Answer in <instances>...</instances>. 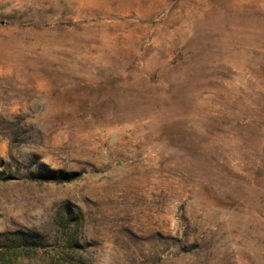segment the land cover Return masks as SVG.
Returning a JSON list of instances; mask_svg holds the SVG:
<instances>
[{"label":"rangeland","instance_id":"rangeland-1","mask_svg":"<svg viewBox=\"0 0 264 264\" xmlns=\"http://www.w3.org/2000/svg\"><path fill=\"white\" fill-rule=\"evenodd\" d=\"M34 155L81 175L0 179V264H264V0H0V160Z\"/></svg>","mask_w":264,"mask_h":264},{"label":"trees","instance_id":"trees-1","mask_svg":"<svg viewBox=\"0 0 264 264\" xmlns=\"http://www.w3.org/2000/svg\"><path fill=\"white\" fill-rule=\"evenodd\" d=\"M0 179L26 178L40 182H69L77 179L81 172L56 168L41 161L34 155L26 162L19 164L13 170L11 161L0 160ZM61 219L66 225L78 229L84 220V213L80 206L67 201L63 204ZM7 245L18 246L23 249L41 248L47 245V238L41 231L35 229H16L6 238Z\"/></svg>","mask_w":264,"mask_h":264}]
</instances>
